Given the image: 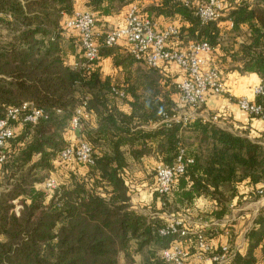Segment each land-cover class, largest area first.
I'll return each mask as SVG.
<instances>
[{
    "label": "trees",
    "instance_id": "16d2710c",
    "mask_svg": "<svg viewBox=\"0 0 264 264\" xmlns=\"http://www.w3.org/2000/svg\"><path fill=\"white\" fill-rule=\"evenodd\" d=\"M83 1L79 11L93 14L98 47V58L87 65L78 32L63 24L77 11L75 0H0V118L24 102L43 112L34 122L14 120L12 135L0 147L5 153L0 160V264H173L162 252L176 235L160 233L168 220L159 213L217 221L230 212L235 196L234 204L241 202L239 186L247 187L248 198H258L264 144L199 116L185 123L173 120L180 111L177 65L150 67L126 45L125 50L107 45L105 33L116 25L101 17L120 12L124 17L133 4L158 31L168 24L178 29L169 48L206 42L213 48L207 62L222 74L237 70L259 77V101L264 97V0H220L221 16L206 22L195 14L198 0ZM215 56L220 66L212 62ZM103 58L110 59L114 76L101 73ZM124 102L128 112L120 109ZM76 108L87 114L77 136L69 128ZM148 124L157 126L145 129ZM78 141L89 144L91 163L60 159V151ZM126 154L137 164L144 156L166 165L181 157L184 168L164 194L155 190L150 168L145 186L152 199L140 210L131 202L138 182ZM51 175L64 180L55 178L56 187L47 190ZM199 198L213 207L201 208ZM187 227L188 264L200 252L198 231L209 243L201 254L210 257L222 246L211 239L227 228L225 264H264V206L245 233L243 252L230 248L232 224L217 230L192 228L189 222Z\"/></svg>",
    "mask_w": 264,
    "mask_h": 264
},
{
    "label": "built area",
    "instance_id": "2783aa9c",
    "mask_svg": "<svg viewBox=\"0 0 264 264\" xmlns=\"http://www.w3.org/2000/svg\"><path fill=\"white\" fill-rule=\"evenodd\" d=\"M222 3L220 0H198L195 7V14L201 22L216 20L221 16ZM123 23L116 25L105 33L104 41L107 45L122 43L126 45L130 54L141 59L150 67H157L164 62H172L181 71V78L177 82L179 90L178 101L181 110L172 117L173 120H181L185 123L189 118L204 104L208 94L221 95L224 91L222 73L215 67L209 65L207 56L213 51L206 42H189L186 47L179 50L174 47L169 48L168 42L171 38L177 37L178 29L168 24L158 31L156 25L150 18L144 17L136 5H129L124 15ZM63 24L68 29H74L80 36V46L83 50V57L86 65L98 58V47L96 43V33L94 31V16L87 11H75L67 16ZM255 98L263 95L262 86L254 87ZM122 95V93H118ZM240 109L250 116L258 117L264 121V97L259 101L249 100L246 97L237 99ZM43 116L41 109L35 108L31 103L24 102L18 106L10 107L0 118V147L12 135V122L21 117L24 122H34ZM87 114L80 108H76L69 121L71 131H78L81 119ZM217 117H212L215 122ZM60 159L66 162L76 160L81 163H91V149L87 142L78 141L70 144L60 151ZM4 156L0 152V160ZM188 162L191 159H187ZM184 163L181 157L172 165L157 164L155 166V190L158 194L167 193L174 182L175 175L181 173ZM47 190L56 187L54 176H49L45 182ZM257 192L260 196L264 195V182L259 184ZM167 225L160 229L162 234H174V242L162 252L163 257L173 264H188L189 253L184 244V239L190 230L184 219L168 216ZM196 245L199 249L197 257L201 260H209L216 264H225L228 261L227 245L221 246V253L210 257H203L209 248V243L198 231Z\"/></svg>",
    "mask_w": 264,
    "mask_h": 264
},
{
    "label": "crops",
    "instance_id": "0c3cea01",
    "mask_svg": "<svg viewBox=\"0 0 264 264\" xmlns=\"http://www.w3.org/2000/svg\"><path fill=\"white\" fill-rule=\"evenodd\" d=\"M83 6V0H75L74 8L77 11L82 10L84 8ZM101 20L109 25H120L124 20L123 12L101 17ZM118 45L124 49V45L122 43H118ZM215 59L218 60L215 56L214 59H212V62H215L220 66L222 63L220 64L219 61H215ZM69 61L73 62L71 57H69ZM99 64L100 71L103 75H115L116 70L111 65L109 58H103ZM174 69L176 70V74H180V76H174L178 82L182 74L178 68ZM222 76L224 85L223 93L221 95L208 94L204 104L195 113V116H199L207 120H211L212 117L216 116L217 120L214 123L217 126L231 132L240 134L245 133L249 139L258 140L260 143L264 144V121L258 117L250 116L244 110L240 109L237 104V99L240 97L255 100L253 89L254 87L260 85L259 77L255 73H240L237 70L223 72ZM179 108L180 110L182 109L181 106ZM120 109L128 112L129 105L124 102L120 104ZM156 126L157 124H148L144 126V128H155ZM75 134L77 136L78 131H75ZM123 150L125 153H128L127 148H123ZM126 160L128 162L129 169L134 173L135 181L138 182L136 191L131 196V202L134 207L143 210V205H147L152 199L150 190L145 186L148 184L149 170L150 168H155V166L159 163L151 156H144L141 164H137L129 155H127ZM238 193L241 194V202L235 205L234 202L237 201V197L235 196L228 204L230 212L223 219L212 221L211 219H196L193 217L188 222L192 228L208 229L209 226H212L216 230L223 229V227L227 224H232L233 228H231V230H233L235 237L233 243H230V245H232L230 248L232 251L238 250L243 252L247 245L245 233L251 225L252 219L258 213L260 208L264 206V195L259 196L256 199L248 198L247 187H245V185L239 186ZM198 201V205H201V208L209 210L213 207L206 199L199 198ZM156 204L158 205L159 202ZM193 213L195 214V212ZM229 232L230 230L227 228L216 234L211 239L212 244L214 246L225 244L229 246ZM189 264H211V262L209 260H201L198 257H193L190 259Z\"/></svg>",
    "mask_w": 264,
    "mask_h": 264
},
{
    "label": "rangeland",
    "instance_id": "374dc122",
    "mask_svg": "<svg viewBox=\"0 0 264 264\" xmlns=\"http://www.w3.org/2000/svg\"><path fill=\"white\" fill-rule=\"evenodd\" d=\"M174 76L177 77V76H180V74L177 73V74H174ZM173 78H174V77H173ZM178 81H179V80H178ZM2 155L5 157V153H4V152L2 153ZM4 157H3V158H4ZM3 158H2V159H3ZM154 173H155V168H154ZM51 176H52V175H51ZM54 176H55V175H54ZM55 178H57V180H59V181L64 180V178H61V176L58 177L57 175L55 176ZM159 214L162 215L163 218L167 220V218H168V216H169L170 213H168V212H167V213L164 212V213H159ZM180 214H181V213H180ZM177 217H180V218L184 219V221H185L186 224H187L188 221L190 220V218H187V217L182 216V215H178ZM191 219H192V218H191ZM121 264H125V263H124V262H121Z\"/></svg>",
    "mask_w": 264,
    "mask_h": 264
}]
</instances>
